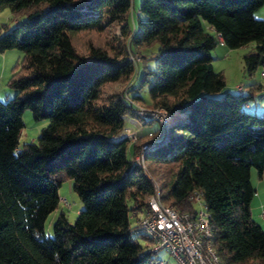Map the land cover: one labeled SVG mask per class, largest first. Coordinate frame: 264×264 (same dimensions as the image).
<instances>
[{
    "label": "trees",
    "instance_id": "obj_1",
    "mask_svg": "<svg viewBox=\"0 0 264 264\" xmlns=\"http://www.w3.org/2000/svg\"><path fill=\"white\" fill-rule=\"evenodd\" d=\"M263 2L139 0L141 17L128 24L129 0H0L23 15L0 33V52L23 53L7 81L15 94L0 100V264H146L156 250L146 249L130 216L152 193L132 160L143 141L145 171L163 203L191 211L188 195L200 191L220 263L264 264V229L248 210L249 171L264 168V110L243 108L264 90L252 82L222 90L210 54L219 40L228 49L248 45L243 74L264 71V18L253 15ZM112 23L116 48L103 34ZM119 79L125 89L113 90ZM144 86L147 101L137 92ZM135 103L172 114L166 129L158 123L129 141L124 116L155 120L138 116ZM24 109L47 123L17 147ZM63 179L81 208L72 222L59 210L46 235L42 223Z\"/></svg>",
    "mask_w": 264,
    "mask_h": 264
},
{
    "label": "rangeland",
    "instance_id": "obj_2",
    "mask_svg": "<svg viewBox=\"0 0 264 264\" xmlns=\"http://www.w3.org/2000/svg\"><path fill=\"white\" fill-rule=\"evenodd\" d=\"M129 9L127 13V22L128 24H131L136 18V16L141 17V14L138 13L137 7L139 0H129ZM23 15L22 14H14L12 13L7 6H4L0 8V33L3 32L4 28L10 27L13 24V21L15 19H20ZM119 25L118 24H109L105 26L103 30V34L108 40V42L113 46L117 47V45L120 43V34H119ZM248 45L234 48V49H228L225 48V51L223 55L221 53H218V47L217 45L210 51V54L212 55V61L211 66L214 70L220 71L224 78V87L222 90H230L231 92H234L231 88V86L240 85V83H247L249 82L248 78H255L259 74L260 68L258 67L250 76L243 74L241 66V55L247 50ZM216 53V54H215ZM131 58L133 61H138V55H131ZM23 57V53L15 48H10L7 50H4L3 52H0V100L5 101L8 98H11L15 94V89L9 87L7 85V81L11 74V69L13 66L19 67L21 60ZM259 77V76H258ZM137 79L134 81L133 84L137 83ZM238 82V83H235ZM264 83V79H260ZM128 83V80H122L119 79L111 84V88L113 90H124ZM242 87V86H241ZM139 96L144 100L147 101V91L146 87L140 88L138 91ZM219 91L218 93H220ZM128 93H131L129 91ZM104 97V96H101ZM259 102H262L264 104V97L263 96H257L253 99H249L247 101L248 104H250V107L244 106L243 108L245 110L251 111L255 114H260L261 110H264V105L261 110L258 109ZM136 108L138 110L142 107L144 109L152 110L156 109L158 107H150L147 105H140L136 104ZM254 106V109H252ZM254 110V111H253ZM142 111V110H140ZM21 122L22 127L20 128L17 136V147H20L23 143L28 141H34L38 131L41 127L46 125L47 121L46 119H39L34 120L31 116V112L28 109H24L21 113ZM152 119V118H150ZM125 121V129L123 131H134L136 135L142 130L145 131L147 129H154L159 124L155 120H148L147 123H141L140 121L136 119H128L127 116H124ZM141 128V129H140ZM122 131V132H123ZM135 135V139L131 142H136L138 140V136ZM149 137V136H148ZM147 141H143L138 146V149L142 146V144ZM148 143V142H147ZM149 146V145H148ZM137 149L136 153L139 152ZM135 153V154H136ZM126 156H129L128 153H126ZM145 165V164H144ZM145 167V166H144ZM154 170L156 173H160L164 175L162 167L155 166ZM149 177L150 175L147 173V171H144ZM151 178V177H150ZM160 178V177H158ZM153 179V178H151ZM164 178H161L163 180ZM154 180V179H153ZM158 180V179H157ZM57 195H58V202L57 206L54 210L49 212L46 217L43 220L42 226L43 231L46 235L51 234V223L54 220L55 216L61 210L63 214L65 215V218L68 222H72L73 219L76 216L77 211L81 208V203L77 197V195L70 189V182L69 180L63 179L60 181L58 187H57ZM193 208H197V205L195 202L192 203ZM136 240L140 245H143L144 240L140 235H134ZM146 249H151V245L148 244V247ZM150 260L146 264H157L159 260L165 261L168 264H173L174 260L170 256L169 253H167L164 249L160 248L157 249L154 253H151L149 255Z\"/></svg>",
    "mask_w": 264,
    "mask_h": 264
},
{
    "label": "built area",
    "instance_id": "obj_3",
    "mask_svg": "<svg viewBox=\"0 0 264 264\" xmlns=\"http://www.w3.org/2000/svg\"><path fill=\"white\" fill-rule=\"evenodd\" d=\"M219 44H222L221 40ZM262 77H264L263 73ZM234 88L242 91L240 85H235ZM136 114L140 117L155 119L164 129L169 124L168 118L172 117V114L160 107L152 110L136 108ZM122 134L131 141L136 135L134 131L127 130ZM147 134L150 136V133ZM147 147L148 143L144 142L138 149L139 152L132 157L133 162L143 171H145L143 152ZM145 175L151 181L152 193L147 197L146 206L136 214L131 212L130 216L135 218L133 231L149 239L151 249L147 250L164 249L173 258V264H221L208 241L210 229L200 191L194 190L188 195V199L191 203L195 202L197 208L191 211H180L159 199L155 181L146 173ZM157 264L168 263L159 260ZM252 264H256V261Z\"/></svg>",
    "mask_w": 264,
    "mask_h": 264
},
{
    "label": "crops",
    "instance_id": "obj_4",
    "mask_svg": "<svg viewBox=\"0 0 264 264\" xmlns=\"http://www.w3.org/2000/svg\"><path fill=\"white\" fill-rule=\"evenodd\" d=\"M253 15L257 18H264V2L254 10ZM244 46H246V45H244ZM217 47H218V49H217L218 53H221L223 55L226 47L222 44H218ZM240 47H243V46H240ZM262 73L264 74V71H263V69L260 68V71H259V74L257 75V77H255V78L249 77L248 78L249 82H247L245 84L240 83L242 86V91H244L246 89L245 85H247L248 83H251V82L256 83V84H260L264 90V83L262 81H260V79L261 80L264 79V77H262ZM238 82L235 81V83H238ZM231 88L234 89L233 91H236V89L233 86H231ZM261 92H262L261 89L258 91H255L253 93V98L259 96V94ZM263 105L264 104L262 102H259L258 109L261 110L263 108ZM247 106L250 107V104H247ZM253 108H254V106H253ZM249 181L253 187V193H252V196L250 198L249 206H248L249 215H250L251 219L260 226L261 229H264V168L262 169V171L260 172L259 175L256 174L254 169H250Z\"/></svg>",
    "mask_w": 264,
    "mask_h": 264
},
{
    "label": "bare ground",
    "instance_id": "obj_5",
    "mask_svg": "<svg viewBox=\"0 0 264 264\" xmlns=\"http://www.w3.org/2000/svg\"><path fill=\"white\" fill-rule=\"evenodd\" d=\"M176 116H178V115H176ZM168 121L170 122L171 121V118H168Z\"/></svg>",
    "mask_w": 264,
    "mask_h": 264
}]
</instances>
